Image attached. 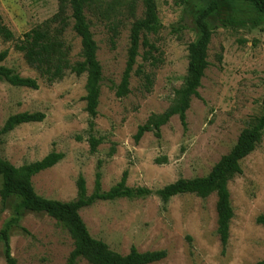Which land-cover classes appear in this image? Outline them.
<instances>
[{
  "label": "rangeland",
  "instance_id": "374dc122",
  "mask_svg": "<svg viewBox=\"0 0 264 264\" xmlns=\"http://www.w3.org/2000/svg\"><path fill=\"white\" fill-rule=\"evenodd\" d=\"M212 1L217 3L207 23L212 31L209 65L186 112L187 130L172 117L135 143L137 127L152 113H161L172 102L175 89L185 81L188 43L199 37L198 14ZM162 27L147 34L157 51L155 65L145 63L152 88L145 92L142 79L132 72L129 93L117 98L111 89L125 67L131 23L143 15L141 0H89L85 16L97 44L102 69L97 116L93 134L101 138L95 153L86 141L85 74L67 73L47 84L14 49L15 39L49 18L57 0H0V17L14 40L0 39L7 50L2 65L23 77L35 78L37 89L15 87L0 80V128L6 119L21 112H43L41 122L25 123L0 137V157L14 166L41 159L51 151L63 153L55 166L32 177L41 197L69 201L76 195L78 175L87 193L93 190L96 163L101 161V187L108 190L127 170L129 187L159 189L177 178L206 175L219 158L234 146L242 129L262 113L264 97V14L247 0H155ZM111 26L117 35L111 44ZM71 61L81 60L80 42L70 29ZM139 49L135 70L142 64ZM221 61H218V57ZM76 136L82 139L77 140ZM114 145L112 155H109ZM165 163H156V159ZM241 174L228 182L233 218L224 253L216 234L215 194L200 198L178 195L163 204L152 194L145 198L96 201L79 210L89 234L110 250L126 254L165 250L164 259L151 264H253L264 258V136L240 161ZM1 185V179H0ZM6 228L16 264H66L73 240L65 229L44 213L19 206V199L0 200V231ZM192 241L188 242L186 236ZM0 264H6L0 242ZM75 264H89L79 259Z\"/></svg>",
  "mask_w": 264,
  "mask_h": 264
},
{
  "label": "trees",
  "instance_id": "16d2710c",
  "mask_svg": "<svg viewBox=\"0 0 264 264\" xmlns=\"http://www.w3.org/2000/svg\"><path fill=\"white\" fill-rule=\"evenodd\" d=\"M252 2L257 11L264 14V0H247ZM143 6L142 17L135 19L129 29V45L124 70L118 84H112L111 89L117 98L129 93V82L132 72L142 79V88L150 92L152 78L145 72L144 65H155L157 62L154 53L157 47L150 42L146 35L156 34L162 25L158 20L155 0H141ZM89 0H57L56 11L47 19L25 32L20 38L15 39L14 49L20 52L25 63L33 69L47 84L61 80L67 73L76 76L85 74V95L83 101L88 115L87 143L89 152L95 153L101 138L93 134L97 106L99 103L102 83V69L97 60V44L90 30L89 22L85 16V8ZM217 7L212 1L197 16L196 25L199 29V37L186 47L187 65L185 81L174 91V97L170 105L161 113H152L146 122L137 127L133 140L139 142L145 132L152 131L155 137H160V129L168 121L176 116L182 129L187 130L186 112L189 109L192 98H198V88L204 71L209 65L208 46L212 31L207 18ZM70 29L79 38L81 60L71 61V45L66 41V32ZM111 44L117 35L115 26H111ZM0 39L3 41L14 40L12 31L0 17ZM144 48L141 55L142 64H138L135 70L136 59L139 56L140 47ZM7 56V50L0 52V80L15 87L37 89L35 78L23 77L2 65ZM221 61V57H218ZM262 113L256 122L241 130L231 150L222 155L204 176L193 178H177L175 181L159 188L151 190L147 187H129L127 185V170L123 171L117 183L108 190L101 187V161L96 163L94 173L93 190L87 193L85 179L78 175L76 180V195L69 201L46 199L39 196L33 188L32 177L36 174L55 166L64 157L63 153L51 151L39 160L14 166L9 161L0 157V200L4 204L7 199L15 196L19 199V206L35 213H44L53 218L59 226L67 231L73 240V248L70 251L66 264H75L83 259L89 264H151L164 259L165 250L138 251L131 246L128 253L120 254L109 249L101 240L93 238L83 222L79 210L90 206L96 201H112L120 198L138 199L152 194L158 196L163 204L170 198L178 195L192 194L200 198H207L215 194L216 234L218 236L221 252L224 253L229 239L230 221L233 218V208L230 202L228 182L236 175L241 174L240 161L249 155L260 143L264 136V97L262 98ZM45 118L43 112H21L9 116L0 128V137L12 131L16 126L41 122ZM81 140L80 136H76ZM114 145L111 146L109 155H112ZM156 163H165L156 159ZM256 221L264 224V215H260ZM186 239L191 243L190 236ZM0 242L3 246V257L6 264H16L11 254L9 235L7 229L0 231ZM253 264H264V258Z\"/></svg>",
  "mask_w": 264,
  "mask_h": 264
}]
</instances>
